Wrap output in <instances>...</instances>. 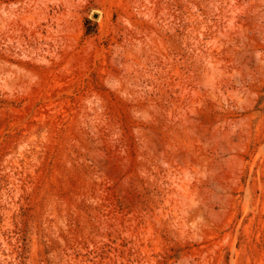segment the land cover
Returning a JSON list of instances; mask_svg holds the SVG:
<instances>
[{"label": "rangeland", "instance_id": "374dc122", "mask_svg": "<svg viewBox=\"0 0 264 264\" xmlns=\"http://www.w3.org/2000/svg\"><path fill=\"white\" fill-rule=\"evenodd\" d=\"M0 264H264V0H0Z\"/></svg>", "mask_w": 264, "mask_h": 264}]
</instances>
